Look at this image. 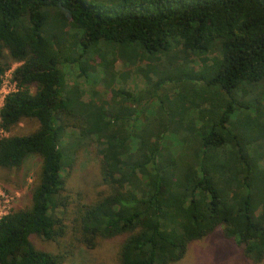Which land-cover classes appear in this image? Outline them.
Returning a JSON list of instances; mask_svg holds the SVG:
<instances>
[{"label":"trees","instance_id":"16d2710c","mask_svg":"<svg viewBox=\"0 0 264 264\" xmlns=\"http://www.w3.org/2000/svg\"><path fill=\"white\" fill-rule=\"evenodd\" d=\"M101 47L131 63L165 57L144 106L127 91L111 105L67 88L69 66L113 80ZM179 54L199 71L175 67ZM12 64L0 129L38 127L0 138V169L41 165L30 205L0 218V264H63L76 244L120 236L118 264H172L219 227L264 264V0H0V86ZM183 76L197 89L176 112L158 91ZM67 130L96 145L107 192L77 203L69 250L51 254L30 237L64 243Z\"/></svg>","mask_w":264,"mask_h":264},{"label":"rangeland","instance_id":"374dc122","mask_svg":"<svg viewBox=\"0 0 264 264\" xmlns=\"http://www.w3.org/2000/svg\"><path fill=\"white\" fill-rule=\"evenodd\" d=\"M99 51L106 53V59L110 60L108 70L109 75L113 77L111 82L108 79H103L104 74L100 69L97 71V68L91 69V71L96 72L84 79L78 76L79 73L75 66L67 67V88L76 86L82 92V97L86 101L94 98L96 101L104 100L112 105L120 99L122 91H127L131 92L134 99L140 101L141 106H144L148 94L147 89L152 88L153 83L157 81L154 71L159 68V65L169 69L168 64H165V57L162 55L160 57L163 63L147 58L131 63L130 60L124 58V50L119 53L116 50L101 47ZM211 56L207 55L204 58L210 60ZM91 58L96 62L99 61L96 60L97 56L93 55ZM172 60L176 62L175 67L185 66L186 70H191L192 74L198 72L201 65L200 59L180 54L172 57ZM17 66L18 64H12L3 76L5 87L2 95L12 91L11 82H9L10 71ZM109 75L107 78H109ZM196 87V84H193L188 78L184 79L183 76L181 80L174 83L164 84L158 91V97L167 105H173L177 112L179 109L189 106V94L192 90L197 89ZM32 91L34 90L32 89ZM2 103L3 101L0 98V107ZM37 127L38 123L34 119H25L10 132L0 129V138L3 136L28 135L33 133ZM68 144L70 145L68 146ZM61 146L64 147L66 159L65 167L61 172L64 181V191L62 193L68 198L67 218L64 221L68 231L63 239L64 243L61 247H57L52 242L43 241L38 237H30V241L36 249L51 254H63L69 250H66L67 244L72 239L69 228L72 225L71 221L77 203L88 204L94 201L99 194L107 192V186L102 182L99 175V158L96 145L82 139L72 130H67ZM74 146L77 147L74 148ZM40 165V159L37 156H31L25 160L20 169H0V218L13 210L23 209L30 205V188L34 184ZM124 238L125 236L114 239L99 238L96 245L91 249L76 244L73 251L66 255L63 264H118L119 250ZM64 246L66 247L64 248ZM172 264L254 263L246 257L242 248L233 239L224 236L222 228L219 227L212 234L190 243L183 258Z\"/></svg>","mask_w":264,"mask_h":264},{"label":"built area","instance_id":"2783aa9c","mask_svg":"<svg viewBox=\"0 0 264 264\" xmlns=\"http://www.w3.org/2000/svg\"><path fill=\"white\" fill-rule=\"evenodd\" d=\"M12 71H13V69H12ZM12 71H10L11 73H12ZM10 73V74H11ZM5 75V74H4ZM3 78V77H2ZM1 78V80H2V83H1V86H0V98L2 99V101H4V99H5V97L6 96H8L9 94H11V93H13L15 90H16V88H15V83L12 81V77L10 76V80H9V82H11L10 84H11V88H12V91H10V92H8V93H5L4 95H2L3 94V89H4V87H5V85H4V80ZM2 105H3V103H2ZM2 107V106H1ZM0 107V108H1ZM3 131V130H2ZM3 137H5V136H3ZM2 138V137H1Z\"/></svg>","mask_w":264,"mask_h":264}]
</instances>
